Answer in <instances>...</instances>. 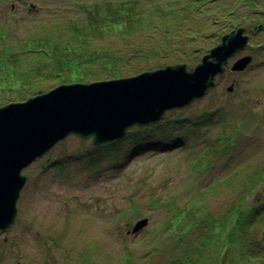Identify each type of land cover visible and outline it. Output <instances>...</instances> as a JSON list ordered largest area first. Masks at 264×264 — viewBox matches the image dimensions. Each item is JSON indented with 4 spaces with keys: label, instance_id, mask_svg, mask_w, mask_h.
Segmentation results:
<instances>
[{
    "label": "rangeland",
    "instance_id": "obj_1",
    "mask_svg": "<svg viewBox=\"0 0 264 264\" xmlns=\"http://www.w3.org/2000/svg\"><path fill=\"white\" fill-rule=\"evenodd\" d=\"M0 1V26L11 34L0 49L11 52L12 63L31 57L23 48L28 39L57 40L58 33L50 26L82 18L77 5L95 2ZM237 15L244 22L249 47L228 61L204 96L166 112L153 124L132 128L113 143L93 146L90 139L69 136L23 171L27 182L16 203L14 223L0 231V264H177L196 259L184 251L196 244L204 251L195 264H264V182L241 194L243 186L255 180L252 174L264 170V51H254L245 70H229L264 36L252 29L253 10L238 7ZM162 55L149 56V62L155 65L161 60L160 67L184 63L189 70L201 59L190 54L181 62L176 53L161 59ZM53 66L47 65L42 72L47 74ZM82 66L81 82L110 76L96 63ZM59 74L64 83L70 82L67 73ZM45 76L37 86L40 92L60 84L58 73L50 79ZM12 80V86H22ZM230 85L233 89L227 92ZM24 88L20 93L28 92ZM197 117H208L214 124L199 125ZM221 118L241 134L234 136L228 154L214 156L208 148L222 132L215 124ZM176 120L184 124V130H178ZM158 127L157 134L151 133ZM165 127H174L173 132L167 134ZM225 133L232 136L235 129L228 126ZM157 138L163 139L157 142ZM47 157L50 163L41 171ZM249 209L255 219H262L237 230L238 212ZM190 217L200 223H187ZM141 218L148 219L147 225L126 233ZM184 218L187 224L178 227ZM206 219L213 222L210 238L203 230Z\"/></svg>",
    "mask_w": 264,
    "mask_h": 264
},
{
    "label": "trees",
    "instance_id": "obj_2",
    "mask_svg": "<svg viewBox=\"0 0 264 264\" xmlns=\"http://www.w3.org/2000/svg\"><path fill=\"white\" fill-rule=\"evenodd\" d=\"M2 3L3 1H0V4ZM238 7L253 10V14L256 15L254 21L252 20L254 23L252 29L264 36L262 0H95L87 5H77L78 11L83 14L82 18L68 19L62 24L57 22L51 25L50 30L54 29L58 33L57 40L48 36L38 40L28 39L23 44V48L26 53L31 54V57L25 58L24 61L12 63L11 52L4 47L0 49V106L22 102L39 93L37 86L43 75H46L45 79H50L58 73L61 78L60 84H65L64 78L59 74L61 71L67 73L69 83H89L81 82L84 69L82 65L87 63H96L107 71L110 76L106 80H110L121 78L123 75L133 76L164 65L161 60L155 65L150 63L149 56L152 55L162 53L160 57L162 59L176 53L179 56L178 61L181 62L186 61L185 58L190 54L202 57L213 43L220 41L224 34L244 25L237 15ZM10 35L7 28L0 26V45L5 46L6 39H11ZM257 44L250 53L252 60L254 51H264V41ZM47 65L54 66L46 74L42 71ZM73 73L77 76L70 78ZM12 79L19 80L22 86H12ZM28 82L33 86H29ZM22 87L28 88V90L24 88L28 91L26 94L20 93ZM196 120L199 125L203 121H206L208 126L214 124L208 117L204 120L197 117ZM175 122L179 131L184 130L182 122L178 120ZM217 123L222 132L210 142L208 149L214 152V156L218 153L226 155L235 142L234 136L240 135L241 130L235 125L225 123L222 118L215 122ZM228 126L235 129L232 136H226L225 129ZM165 128L168 130L167 134H171L174 127ZM158 131H160L159 127L151 129V133L157 134ZM162 139L157 138L156 141L160 142ZM49 163L50 160L48 163H41L40 170L44 171ZM193 174H195L194 170ZM252 177L255 180L247 185L248 187L243 186L242 195L264 182V170H257ZM200 194L202 195L203 192H199V198ZM242 195L238 200L240 203L243 201ZM252 215L251 209L239 211L238 217L236 216L234 220L235 228L242 230L253 225L256 220L262 219V217L255 219ZM185 218L178 223V227L181 228V225L187 223H200L192 217H190L191 221L186 223ZM212 223L206 219L207 225L203 227L209 238V224ZM184 251L188 254L192 252L196 259L192 258L185 263L181 260L176 263L195 264L204 247L196 244L190 251L188 248Z\"/></svg>",
    "mask_w": 264,
    "mask_h": 264
},
{
    "label": "water",
    "instance_id": "obj_3",
    "mask_svg": "<svg viewBox=\"0 0 264 264\" xmlns=\"http://www.w3.org/2000/svg\"><path fill=\"white\" fill-rule=\"evenodd\" d=\"M245 31L238 26L224 34L189 70L177 63L128 77L59 84L22 102L0 106V231L14 223L27 180L23 171L32 163L69 136L90 139L93 146L113 143L133 127L153 124L167 111L201 98L214 87L228 61L247 48ZM251 60L243 55L229 70L241 72ZM232 89L230 85L226 91ZM147 223L141 218L126 233L138 232Z\"/></svg>",
    "mask_w": 264,
    "mask_h": 264
},
{
    "label": "flooded vegetation",
    "instance_id": "obj_4",
    "mask_svg": "<svg viewBox=\"0 0 264 264\" xmlns=\"http://www.w3.org/2000/svg\"><path fill=\"white\" fill-rule=\"evenodd\" d=\"M12 7V6H11ZM31 9H33V8H31Z\"/></svg>",
    "mask_w": 264,
    "mask_h": 264
}]
</instances>
